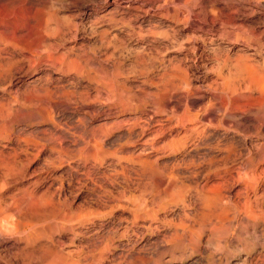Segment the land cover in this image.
<instances>
[{"label": "rangeland", "instance_id": "1", "mask_svg": "<svg viewBox=\"0 0 264 264\" xmlns=\"http://www.w3.org/2000/svg\"><path fill=\"white\" fill-rule=\"evenodd\" d=\"M214 1L0 0V264H264L260 56Z\"/></svg>", "mask_w": 264, "mask_h": 264}, {"label": "bare ground", "instance_id": "2", "mask_svg": "<svg viewBox=\"0 0 264 264\" xmlns=\"http://www.w3.org/2000/svg\"><path fill=\"white\" fill-rule=\"evenodd\" d=\"M173 1L174 0H171V2H173ZM104 2L105 3L112 2V3H114L115 8H119V6L117 5V0H112L110 2H107V0H104ZM195 5H196V1L192 2L191 5L189 4V8L187 9V11H188L187 14H190V13L194 12V10L197 9V8L195 9V7L198 4L196 6ZM233 5H234V2L232 0H215L214 3H213V7L212 8H209L210 9L209 15L211 14V11L212 12L215 11V12H213V15H215L214 13H216V15L217 14L218 15L220 14V16H224V17L230 18V20H231L233 17L240 16V13H239L238 9L233 10V8L235 7ZM253 5L256 6V7H258L259 9H257V11H256V9L255 10H252L251 6H253ZM237 6H239V5H237ZM88 12L89 11H87V12L85 11L84 12L85 16H87L88 14H90ZM208 12H209V10H208ZM179 13H180V10H179ZM179 13L175 12V15H177ZM81 16L84 17V15H81ZM242 17H243V15H242ZM109 18L114 20V17L111 16V15H110ZM226 21H227V19H226ZM246 22H251L252 26L250 25L249 27H252L251 30L254 29V32H251V33H247V30H246V49L247 48H252L254 50L253 53H256L257 55L260 56V61H257V62L250 61L249 58L246 56V75H243L242 76V79L243 80H246V106H249L250 107V111H252V110H256V111L259 110V112H261V111L263 112L264 111V0H246ZM226 26H227L226 23H223L222 24V27L220 28V29H222V34L223 35H228V36L229 35L230 36L232 35L235 39H237L238 37H241V35L239 34V32L232 31L230 29H227V27H229V26H227V27ZM249 31H250V28H249ZM222 67H223V65L221 66V68ZM226 97L227 96H225V94H224L222 96V99H226ZM229 100L231 102L230 105H233L232 103H235L234 100H232V99H229ZM222 101L221 102L224 103V104L227 102L226 100H225L226 102H224V100H222ZM239 102L236 103V107L237 108H240V110H241V107L242 106L240 105L241 102L240 103ZM256 113H258V111ZM191 116L192 117H195V119H196L197 114H194V115H191ZM255 123H256L255 124V127L257 128L259 126V123H258V121L255 122ZM200 131L201 130H198V129L195 130L196 134L200 133ZM171 142H173V141H171ZM181 142H182V140H181ZM177 146H175V147H177ZM139 160L142 161L143 163H146L147 164V166H148L149 169L147 167H146V169L150 170L151 172H155L156 171L157 168H155V165H154L153 161L143 160L142 157H141V159L139 158ZM148 160H150V159H148ZM154 162H155V160H154ZM175 164L170 165V167L168 166L169 168L167 169L168 175H169L168 176V180H170V181H171V176H172V175L170 176V174H173V171L174 170H175V172H177L176 169H175ZM157 166H158V164H157ZM143 170H145V168ZM177 170H178V168H177ZM0 236H1V234H0Z\"/></svg>", "mask_w": 264, "mask_h": 264}]
</instances>
